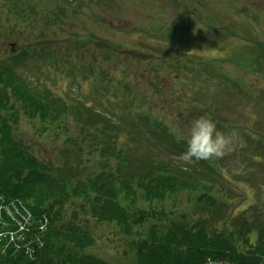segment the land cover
I'll return each instance as SVG.
<instances>
[{"label":"rangeland","instance_id":"obj_1","mask_svg":"<svg viewBox=\"0 0 264 264\" xmlns=\"http://www.w3.org/2000/svg\"><path fill=\"white\" fill-rule=\"evenodd\" d=\"M39 6L40 13L26 17L10 5L0 9V40L14 46L0 43L6 50L0 51V58L12 51L19 54L24 48L37 53L32 64L20 67L23 75L36 82L41 93L52 90L61 99L83 98L96 115L112 116L110 124L119 128L118 135L113 128L99 127L101 133H109L105 134L109 145L127 150L133 160L157 156V163L197 172L207 183L211 176L195 160L185 162L181 154L163 150L150 134L137 139L135 131L129 134L122 128L127 118L132 123L144 114L164 129L185 128L202 116L222 117L227 123L215 120L219 130L226 134L235 130L238 138L231 151L214 159L222 169L219 181L209 183L210 192L215 198L230 193L240 197L230 198L233 208L220 206L230 222L255 213L258 217L261 212L264 219V0H50ZM54 13L55 19L48 20ZM43 33L53 38L45 36L46 41L36 43L35 38ZM88 35L100 38L96 41L100 45L94 41L77 44V39ZM96 60L111 77L108 81L95 67ZM80 78L85 83L75 81ZM208 80L212 92L206 100H215L209 115L198 103H190ZM127 83L140 99L129 94L132 89H126ZM130 98L137 110L128 108ZM224 98L230 106H223ZM95 124L96 119L87 126L70 119L61 134L44 131L37 121L23 120L17 137L45 161L59 165L66 160L77 166L83 160L85 172H95L101 170L99 161L90 160L87 154L76 159L77 150L67 143L68 136L81 142L89 132L95 133ZM89 144L94 143L87 142L86 153ZM196 196L195 191L186 193L177 209L193 213ZM198 212L208 215L201 209ZM70 218L71 211L66 220ZM148 227L136 228L135 233L147 234ZM86 230L95 240L88 255L111 264H136L131 243L139 237L125 235L115 223L92 219Z\"/></svg>","mask_w":264,"mask_h":264},{"label":"trees","instance_id":"obj_2","mask_svg":"<svg viewBox=\"0 0 264 264\" xmlns=\"http://www.w3.org/2000/svg\"><path fill=\"white\" fill-rule=\"evenodd\" d=\"M24 3L0 0V9L2 12L10 5L20 11ZM39 38L36 43L42 41ZM0 51H6L4 45ZM36 54L24 48L19 54H2L0 58V264H111L86 253L95 241L86 230L88 219L115 223L125 235L139 237L131 243L136 264H264L263 212L230 222L220 206L233 208L230 198L240 197L230 193L215 198L210 192L209 183L219 181L222 165L197 162L211 176L207 183L197 172L157 163V156L133 160L128 152L122 155V149H113L118 164L113 169L104 145L101 171L86 175L90 173L84 172L81 160L77 166L66 160L57 165L22 143L17 131L23 120L37 121L45 131L62 134L72 117L66 100L51 91L42 94L36 82L23 75L20 67L32 64ZM83 118L79 111V119ZM141 120L147 124L139 121L135 125L139 133L144 129L145 134L158 137L172 153L182 155L186 150L182 141L163 131L160 124H152L147 115ZM67 143L80 159L76 142ZM194 191L195 211L177 209L181 197ZM200 209L208 215L203 216ZM147 225V234L135 233L136 228Z\"/></svg>","mask_w":264,"mask_h":264},{"label":"clouds","instance_id":"obj_3","mask_svg":"<svg viewBox=\"0 0 264 264\" xmlns=\"http://www.w3.org/2000/svg\"><path fill=\"white\" fill-rule=\"evenodd\" d=\"M173 135L186 145L181 159L185 162L222 158L233 149L237 140L235 130L224 133L210 116L191 120L185 128L171 127Z\"/></svg>","mask_w":264,"mask_h":264},{"label":"built area","instance_id":"obj_4","mask_svg":"<svg viewBox=\"0 0 264 264\" xmlns=\"http://www.w3.org/2000/svg\"><path fill=\"white\" fill-rule=\"evenodd\" d=\"M19 211H17V213H18ZM2 238V236H0V239Z\"/></svg>","mask_w":264,"mask_h":264}]
</instances>
